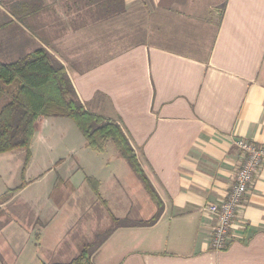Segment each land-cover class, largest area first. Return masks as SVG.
Wrapping results in <instances>:
<instances>
[{"label":"crops","instance_id":"obj_1","mask_svg":"<svg viewBox=\"0 0 264 264\" xmlns=\"http://www.w3.org/2000/svg\"><path fill=\"white\" fill-rule=\"evenodd\" d=\"M0 13L10 28L0 52L50 51L84 106L122 126L161 203L156 220L143 223L158 206L114 145L92 152L71 138L105 162L104 175L90 176L110 182L100 191L106 203L92 190H70L62 202L18 190L0 212L18 194L31 217L3 220V231L34 233L29 255L42 248L62 258L93 243V264H264V165L224 250L210 248L216 218L206 209L229 191L241 161L236 140L264 145V0H0ZM60 120L37 119L31 153L38 145L51 151V132L68 135ZM67 149L77 156L78 148ZM55 155L57 181H69L81 162Z\"/></svg>","mask_w":264,"mask_h":264},{"label":"trees","instance_id":"obj_2","mask_svg":"<svg viewBox=\"0 0 264 264\" xmlns=\"http://www.w3.org/2000/svg\"><path fill=\"white\" fill-rule=\"evenodd\" d=\"M18 54L14 60H0V153L16 148L23 149L24 167L30 157V145L37 119L40 116L68 117L80 130L90 149L102 152L109 143L114 145L118 154L140 180L146 193L158 206L155 213L147 221H143L154 222L161 211V203L122 126L116 120L91 112L84 106L66 67L45 47L39 45ZM1 55L13 57L4 52ZM86 180L96 197L106 203L99 192L98 180L89 176ZM24 183L25 181L20 185L23 186ZM20 185L7 188L1 193L0 203L9 199ZM95 247L93 243H83L71 260L45 264H93L91 254Z\"/></svg>","mask_w":264,"mask_h":264},{"label":"rangeland","instance_id":"obj_3","mask_svg":"<svg viewBox=\"0 0 264 264\" xmlns=\"http://www.w3.org/2000/svg\"><path fill=\"white\" fill-rule=\"evenodd\" d=\"M4 21L5 17L3 14L0 13V40L5 37L7 32L10 30V28L4 27ZM8 24V23H7ZM1 50V49H0ZM3 54L0 52V60L3 61H11L16 59L19 54L15 55L12 58L6 57L1 55ZM61 119L60 122L64 125V128H72L69 129L68 135L60 136L57 133H52L53 136H51V133H49L50 141H51V151L48 150V148H44L43 146H36L33 149V152L31 153V147H30V157L28 162L24 165V150L21 148H16L10 151L2 152L0 153V194L3 193L7 188H12L17 185H20L25 181L24 185L21 186L18 190H41V192H52L53 194H58V201L62 202L63 199L66 196H69L70 190H77L76 193H88L89 190H91L89 184L87 183L86 177H93L96 180H98L99 186V192L101 190H105L106 193H108V186H110V182L108 180H104L103 178V184L100 185L99 178L94 177L93 175L90 176V174L96 173V175H104L101 171V168H103L104 163H102L100 155H90V152L87 154L85 153L84 149L80 148V143H78L77 139L84 140L82 137V134L80 130L77 128L75 123L68 117H62L59 116ZM52 121L51 119H49ZM70 126V127H67ZM71 130L73 133H71ZM35 135V133H34ZM33 135V138H34ZM32 138V140H33ZM71 138H77V139H71ZM50 144V142H49ZM71 145L72 147H75L77 149V156L75 155L78 162L81 163V168L77 169L71 176L69 181H57V171L54 170V163L55 158L52 157L53 154L58 153V155H55L57 157L59 156H66L69 155V149H67V145ZM110 143V146L113 147ZM31 146V145H30ZM92 151V150H91ZM92 152H95L92 151ZM32 155V156H31ZM74 155L70 157L71 161L74 160ZM79 158V159H78ZM124 163L127 167V169L130 172V178H133L135 181L139 183V179L134 175V173L130 170L129 166L127 165L125 159ZM23 167V168H22ZM50 169V170H47ZM70 171V170H69ZM71 173V172H70ZM69 173V174H70ZM36 177V178H34ZM30 181V182H27ZM73 187L75 189H73ZM101 187V188H100ZM143 192V191H142ZM19 193V191L17 192ZM101 194V193H100ZM86 195V194H85ZM113 199L111 202L113 203V207L115 206L114 203V195L111 196ZM3 207V205H2ZM120 207V205H119ZM1 208V207H0ZM26 210L28 208L23 207L21 197L17 194L14 195L13 199L8 203L4 208H2V212H0V264H43L41 261H46L47 258L52 256L49 260L50 261H56V260H64L68 261L71 257L76 255L78 251V247L76 249L71 250L66 257L59 258V253L57 252H51L48 251L46 255L44 253L46 251L41 252L42 248H39V250L27 252L28 249H33L36 247L34 244L35 242V236L34 233L31 235V237L23 236L20 234L19 227L15 229L14 227H11L9 229H6L3 231V220L8 221L10 218L15 220L17 223H20L21 219L29 218L31 217L30 213H26ZM1 211V210H0ZM77 213L74 211L72 213V216ZM63 215H61L55 225L54 232L56 234L61 233L63 229ZM31 220V219H29ZM58 234L56 236L59 238ZM28 239V241H27ZM59 240V239H58ZM25 243V244H23ZM54 244V242H50L47 245L51 246ZM29 245L30 248H26V246ZM21 247H25V251H21ZM55 249L54 251H56Z\"/></svg>","mask_w":264,"mask_h":264},{"label":"built area","instance_id":"obj_4","mask_svg":"<svg viewBox=\"0 0 264 264\" xmlns=\"http://www.w3.org/2000/svg\"><path fill=\"white\" fill-rule=\"evenodd\" d=\"M236 145L240 150L241 161L237 166L232 184L226 196L206 206L216 218L210 237L212 250H224L229 243L230 231L234 225L241 200L258 169L264 165V145L239 138Z\"/></svg>","mask_w":264,"mask_h":264}]
</instances>
